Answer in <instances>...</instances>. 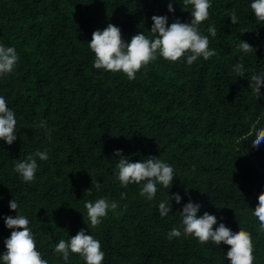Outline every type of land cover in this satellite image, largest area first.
Listing matches in <instances>:
<instances>
[{
	"label": "trees",
	"instance_id": "trees-1",
	"mask_svg": "<svg viewBox=\"0 0 264 264\" xmlns=\"http://www.w3.org/2000/svg\"><path fill=\"white\" fill-rule=\"evenodd\" d=\"M167 3L0 0V43L19 55L14 72L0 78V95L17 118L16 140L11 145L0 140V252L11 231L3 215H15L8 207L11 198L29 218L42 257L65 264L53 252L55 243L87 231L84 202L106 196L119 201L118 208L95 228L89 223L105 253L103 264H227L224 241L166 238L191 199L201 203L199 214L207 210L233 229H247L253 264H264V230L251 215L264 190V142L246 139L254 121L264 122V82L256 98L250 75L236 77L232 70L242 55L236 47L240 38L256 45L243 57L246 72L264 67V20L256 19L249 0H212L201 25L205 35L208 25L217 28V36H209L216 54L208 60L187 65L183 57H158L131 81L92 66L87 40L97 28L118 25L128 39L139 31L148 35L153 14L167 15L169 23L190 20L179 2L173 3L175 12H168ZM232 10L237 24L227 16ZM41 119L48 121L51 139L34 126ZM45 149L48 159H38L35 180H21L13 162ZM116 149L132 161L158 156L174 166L177 177L167 190L158 186L154 201L146 200L138 185L123 188L113 175L120 158ZM95 179L102 183L99 191L91 183ZM166 191L182 199L171 200L172 212L161 217L156 204ZM68 264L84 261L73 253Z\"/></svg>",
	"mask_w": 264,
	"mask_h": 264
},
{
	"label": "clouds",
	"instance_id": "clouds-1",
	"mask_svg": "<svg viewBox=\"0 0 264 264\" xmlns=\"http://www.w3.org/2000/svg\"><path fill=\"white\" fill-rule=\"evenodd\" d=\"M174 2L181 4L182 11L190 12V20L181 21L177 17L169 23L167 15L153 14L149 34L139 31L128 39L122 38L120 27L112 23H108L103 29H95L91 33V39L87 40L89 49L94 53L93 68L123 73L131 81L136 78L142 67L146 69L148 64L158 57L169 61H178L183 57V63L192 65L198 58L208 60L214 56L216 50L209 47V36L216 37L217 28L215 25H208V35L201 30L202 22L209 18L212 0H168V12H175ZM249 7L256 19L264 20V0H249ZM227 16L233 24L239 22L240 18L235 10L230 11ZM245 30L247 29L242 31ZM236 47L242 55L233 64L232 70L236 77L248 78L250 75L251 87L256 91L257 98L261 96L257 89L264 82V67L248 73L243 62V57L254 52L256 45L240 38ZM18 60L19 55L14 46L0 43V78L13 73ZM34 126L42 129L45 136L51 139L52 130L46 119H41ZM16 132V113L8 106L5 97L0 95V140L11 145L17 138ZM249 138L257 144L264 142V122L259 119L253 122L246 139ZM121 153L122 149L115 150V155L120 158L113 175L123 188H127L129 184L138 185L140 196L146 200L154 201L158 186L167 190L177 177L174 166L158 156L149 155L146 159L132 161L128 155ZM38 159H48L46 149L37 150L27 154L24 159L15 160L14 173L26 183L34 181L39 167ZM93 182L99 191L102 183L96 179L91 181ZM87 190L91 191L90 188ZM126 195V192H121L120 198L124 199ZM173 199L180 204L182 197L177 192L169 194L166 191L165 198L156 204L159 216L165 217L172 212L170 201ZM257 200L256 206L251 208V215L258 221V228L264 230V190L257 194ZM118 204L119 201L106 196L94 201L86 200L84 208L90 225L95 228L102 218L118 208ZM8 207L15 210V215H3L4 226L11 231L3 241L4 251L0 252V264H49L37 249L35 234L29 226L30 220L20 213L19 201L11 198ZM201 207L199 201L194 202L191 199L183 203L179 210V226L171 228L166 233V238L171 241L181 236L194 237L201 243L212 241L215 245L224 241L229 245L224 251V256L228 257L227 264H253L255 257L251 233L245 228L233 229L224 219L218 221L213 212L205 210L203 214H199ZM89 223H86L87 231L81 228L75 235L68 234L67 239L62 238L55 243L53 252L58 254L65 264H68L73 253L78 254L84 264H103L105 253L100 241L89 231Z\"/></svg>",
	"mask_w": 264,
	"mask_h": 264
}]
</instances>
